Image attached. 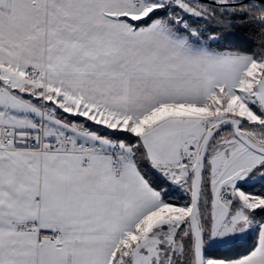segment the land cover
<instances>
[{
    "label": "snow or ice",
    "instance_id": "1",
    "mask_svg": "<svg viewBox=\"0 0 264 264\" xmlns=\"http://www.w3.org/2000/svg\"><path fill=\"white\" fill-rule=\"evenodd\" d=\"M0 264H264V0H0Z\"/></svg>",
    "mask_w": 264,
    "mask_h": 264
}]
</instances>
